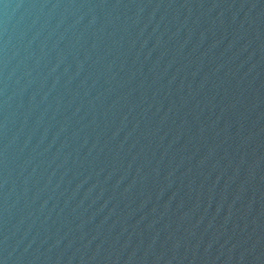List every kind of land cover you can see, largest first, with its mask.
Wrapping results in <instances>:
<instances>
[{"label":"water","instance_id":"1","mask_svg":"<svg viewBox=\"0 0 264 264\" xmlns=\"http://www.w3.org/2000/svg\"><path fill=\"white\" fill-rule=\"evenodd\" d=\"M0 264H264V0H0Z\"/></svg>","mask_w":264,"mask_h":264}]
</instances>
